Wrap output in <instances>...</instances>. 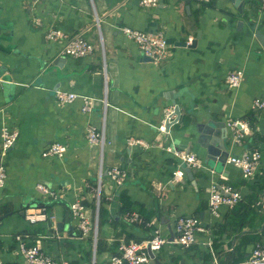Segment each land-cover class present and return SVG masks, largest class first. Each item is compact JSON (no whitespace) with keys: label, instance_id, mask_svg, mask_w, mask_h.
I'll return each instance as SVG.
<instances>
[{"label":"crops","instance_id":"1","mask_svg":"<svg viewBox=\"0 0 264 264\" xmlns=\"http://www.w3.org/2000/svg\"><path fill=\"white\" fill-rule=\"evenodd\" d=\"M242 1L240 13L231 0H157L153 7H143L140 0H0V130L18 131L13 146L0 153L6 168L0 188V264H28L18 250L19 234L68 264H106L121 241H142L156 229L173 235L179 215L197 216L205 231L188 248L165 244L149 264L246 259L264 238V186L254 187H259L257 175L264 178V109L252 107L253 98L264 94V6L260 0ZM123 27L163 31L169 56L157 64L144 59ZM49 28L82 34L93 52L66 55L63 40L46 38ZM239 68L241 85L227 87V72ZM57 90L77 97L59 104ZM84 99L91 101L90 111H83ZM170 107H178L179 115L165 133L159 126ZM232 120L247 123L240 142ZM222 123L227 157L261 148L252 178L226 160L206 157L200 136L206 125L222 130ZM89 127L103 133L102 143L88 141ZM130 139L139 142L130 144ZM54 142L64 145L65 153L44 156ZM167 147L195 153L203 167L190 168L191 176L183 169L177 179L183 162ZM112 166L127 171L120 186L106 174ZM38 184L61 189L64 196L53 199ZM214 184L241 191V201L255 191L257 214L244 218L242 213L253 209L240 206L211 213L207 198ZM76 198L94 229L86 235L69 207ZM39 212L45 217H27ZM129 212L141 220L126 221Z\"/></svg>","mask_w":264,"mask_h":264},{"label":"built area","instance_id":"2","mask_svg":"<svg viewBox=\"0 0 264 264\" xmlns=\"http://www.w3.org/2000/svg\"><path fill=\"white\" fill-rule=\"evenodd\" d=\"M196 3H206L209 0H194ZM264 6V0H260ZM143 7L156 6L157 0H140ZM123 32L137 45L142 56L148 57L154 63H161L169 56V42L165 33L161 30H139L131 27H123ZM45 36L49 40H63V52L66 55L73 57L89 56L93 50L94 45L80 33L66 34L59 28H49ZM244 79V72L242 69H233L227 72L225 76V84L229 88H238ZM56 101L59 104L70 103L74 101L77 94L72 91L57 90L55 93ZM253 109H264V94L255 96L252 100ZM83 111H90L92 109L91 101L89 99L83 100ZM175 118L174 107L167 108L162 124L159 126L162 132L166 131V123L172 122ZM230 125L235 129L234 138L240 142L243 136V131L247 130V123L241 120H232ZM87 139L92 144L102 143L104 141L103 133L97 131L95 127H89L86 132ZM18 137V131L9 129L3 126L0 130V153L4 154L15 143ZM139 142L138 140H129L130 144ZM180 162H185L190 168L203 167V159L189 150H177L174 147H167ZM66 151V147L58 142L50 144L44 151V156H62ZM226 161L236 166L244 178H252L258 171L261 162V153L258 149H246L241 154L231 155L226 157ZM181 167V166H180ZM175 171L177 179L184 175L181 167ZM108 177L114 182L116 186L123 184L127 177V171L123 167L112 166L106 170ZM6 168L2 161H0V188L5 185ZM38 188L49 195L53 199H59L64 196V191L51 189L43 184H38ZM242 200L241 191L234 189L229 185L214 184L208 190V209L211 213L217 212L219 207H232ZM73 218L77 220V227L81 235L90 233L93 229L89 219L84 213V204L82 199L76 198L69 205ZM27 217L31 220L42 219L45 217L44 213H29ZM125 220L129 222L140 221L141 217L135 212H129L125 215ZM174 234L166 237L156 229L153 234L143 239L142 241H121L118 245V250L115 254L109 256L106 264H149L151 257L148 254V248L153 252L160 250L167 243H174L182 248H188L193 245L199 233L204 232L199 218L195 215H179L175 218ZM15 239L19 240L18 250L28 264H68L66 260L56 259L48 254H45L38 244H29L25 239L16 235ZM94 264V263H92ZM238 264H264V241L256 243L250 250L246 259Z\"/></svg>","mask_w":264,"mask_h":264},{"label":"water","instance_id":"3","mask_svg":"<svg viewBox=\"0 0 264 264\" xmlns=\"http://www.w3.org/2000/svg\"><path fill=\"white\" fill-rule=\"evenodd\" d=\"M234 3V6L238 9L240 13L243 11V1L242 0H231ZM241 21H239L238 26L240 25ZM251 28H254V23L251 24ZM194 43V42H193ZM183 44H186L183 42ZM144 59L146 60H151L148 57L143 56ZM174 113L176 116L179 115V109L178 107L174 108ZM178 117H175L172 122L166 123V131L165 133L168 132L169 126L177 121ZM223 129L218 128L215 130V126L213 124L211 125H206L204 128L205 134H202L200 138L205 139L202 141V145L206 148V157L210 160H217L218 162H222L226 160L227 157V136H226V128L225 124L222 123ZM216 131V132H215ZM182 168L185 170V172L191 176V170L190 167L187 166L185 162L182 163ZM2 217H0V220ZM148 254L151 257V259L155 258L154 253L148 248Z\"/></svg>","mask_w":264,"mask_h":264},{"label":"trees","instance_id":"4","mask_svg":"<svg viewBox=\"0 0 264 264\" xmlns=\"http://www.w3.org/2000/svg\"><path fill=\"white\" fill-rule=\"evenodd\" d=\"M260 151H261V148H258ZM264 173V172H263ZM259 177V178H258ZM257 178H258V181H257V184H259V187L258 186H256L254 183H252L253 185H255L254 187L255 188H259V189H261L263 186H264V178H263V175L261 174V175H257ZM264 188V187H263ZM263 190V189H262ZM256 192L255 191H251V193L249 194V195H245V197H244V200L243 201H240V202H238L237 204H235L234 206H236V210L237 211H239V206L241 207V208H243V209H245L246 207H247V210H252L253 209V211H246V213H242L243 215H244V218H246L245 217V215H247V216H249L252 212H253V214L254 215H256L257 213H256V211H258V208L257 207H259L257 204L255 205V203H256V201H257V196H256V194H255ZM242 197H243V194H242ZM252 207H254V208H252ZM253 215V216H254ZM243 218V219H244ZM253 221V220H252ZM236 224V223H235ZM234 224V225H235ZM251 224H253V223H251ZM230 225L233 227L234 225H233V223H232V220H231V223H230ZM232 227H228L229 229L230 228H232ZM232 231H234L233 229H231ZM264 236V228H263V234H262V237ZM260 238V237H259ZM192 246V245H191ZM190 246V247H191ZM250 252V251H249ZM248 254L249 253H247V255H246V257L248 256ZM246 257H244V258H246ZM243 258V259H244ZM233 264V263H232Z\"/></svg>","mask_w":264,"mask_h":264},{"label":"rangeland","instance_id":"5","mask_svg":"<svg viewBox=\"0 0 264 264\" xmlns=\"http://www.w3.org/2000/svg\"><path fill=\"white\" fill-rule=\"evenodd\" d=\"M263 241H264V238H262L261 241H259L258 243L263 242Z\"/></svg>","mask_w":264,"mask_h":264}]
</instances>
